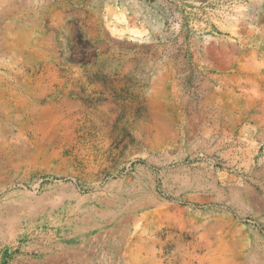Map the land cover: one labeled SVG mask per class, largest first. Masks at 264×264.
Here are the masks:
<instances>
[{
	"label": "rangeland",
	"instance_id": "1",
	"mask_svg": "<svg viewBox=\"0 0 264 264\" xmlns=\"http://www.w3.org/2000/svg\"><path fill=\"white\" fill-rule=\"evenodd\" d=\"M0 264H264V0H0Z\"/></svg>",
	"mask_w": 264,
	"mask_h": 264
},
{
	"label": "bare ground",
	"instance_id": "2",
	"mask_svg": "<svg viewBox=\"0 0 264 264\" xmlns=\"http://www.w3.org/2000/svg\"><path fill=\"white\" fill-rule=\"evenodd\" d=\"M20 236V235H19ZM12 238V237H11ZM8 239V238H7ZM13 242V241H12Z\"/></svg>",
	"mask_w": 264,
	"mask_h": 264
}]
</instances>
